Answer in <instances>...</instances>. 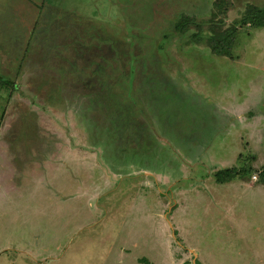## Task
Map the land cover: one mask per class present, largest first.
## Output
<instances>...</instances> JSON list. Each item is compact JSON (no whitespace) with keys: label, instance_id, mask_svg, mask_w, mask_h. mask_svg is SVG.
Returning <instances> with one entry per match:
<instances>
[{"label":"rangeland","instance_id":"rangeland-1","mask_svg":"<svg viewBox=\"0 0 264 264\" xmlns=\"http://www.w3.org/2000/svg\"><path fill=\"white\" fill-rule=\"evenodd\" d=\"M249 8L264 0H0V264H264Z\"/></svg>","mask_w":264,"mask_h":264},{"label":"trees","instance_id":"trees-1","mask_svg":"<svg viewBox=\"0 0 264 264\" xmlns=\"http://www.w3.org/2000/svg\"><path fill=\"white\" fill-rule=\"evenodd\" d=\"M184 20H186L185 17ZM245 20V24L249 23L255 28H264V9L258 10L255 8H249L245 13ZM183 25L184 22H178L177 24H175V29L178 31L182 30ZM234 35L235 28H228L225 31L218 32L215 37L210 38L207 42V45L213 54L218 56H229L233 45ZM197 41L199 40L197 39ZM0 84L6 87H12L13 85L11 81L4 79L1 76ZM238 174L239 171H235L234 169L218 170L214 173L215 183L223 184L225 182H229L231 179L237 177ZM261 182L264 183V179H261Z\"/></svg>","mask_w":264,"mask_h":264},{"label":"crops","instance_id":"crops-1","mask_svg":"<svg viewBox=\"0 0 264 264\" xmlns=\"http://www.w3.org/2000/svg\"><path fill=\"white\" fill-rule=\"evenodd\" d=\"M43 103V102H42ZM45 150V149H44ZM52 150V149H51ZM35 152V151H34ZM55 153H57L58 157L56 158H50L48 155H44L42 153V149H38L36 152H35V163L37 164L36 166V174H41L42 172L45 174L49 171H52V168L53 170L55 169L54 165H55V162L58 160L59 161V153H58V150L55 151ZM9 154H11V152H9ZM50 154V152H49ZM45 159H47L48 161V166H46V164L44 163L45 162ZM10 167H11V164H10ZM59 167V166H58ZM10 174V173H9ZM8 182H11V174L9 175V179H8ZM217 184V183H216ZM264 185V183H263ZM10 192V191H9ZM8 195H5L4 193L1 194L0 193V201L3 202L5 201V204L8 203V198L11 197H7ZM6 234V233H5ZM7 236V234H6ZM4 247H7V245H4L0 248H3L2 251H0V255L3 256V254L7 253L9 250L8 248H4ZM123 248H127V249H130L128 246H123V247H119V249H123ZM191 249H194L192 247H190ZM131 250V249H130ZM12 251V250H11ZM196 251V250H195ZM197 252V251H196Z\"/></svg>","mask_w":264,"mask_h":264}]
</instances>
